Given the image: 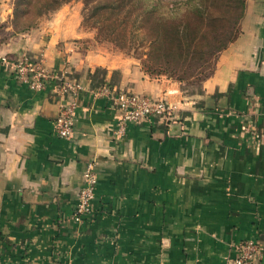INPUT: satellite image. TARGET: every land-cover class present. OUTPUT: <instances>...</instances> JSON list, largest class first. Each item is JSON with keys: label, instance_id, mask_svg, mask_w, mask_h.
<instances>
[{"label": "crops", "instance_id": "1", "mask_svg": "<svg viewBox=\"0 0 264 264\" xmlns=\"http://www.w3.org/2000/svg\"><path fill=\"white\" fill-rule=\"evenodd\" d=\"M0 0V262L232 264L234 247H264V0H245L239 35L212 74L185 85L149 77L134 58L85 46L71 3L17 32ZM40 61L58 82L32 91L4 57ZM110 85L174 107L171 120L128 123L91 92ZM74 102L73 134L53 122ZM92 165V212L71 216Z\"/></svg>", "mask_w": 264, "mask_h": 264}, {"label": "trees", "instance_id": "2", "mask_svg": "<svg viewBox=\"0 0 264 264\" xmlns=\"http://www.w3.org/2000/svg\"><path fill=\"white\" fill-rule=\"evenodd\" d=\"M70 0H33L36 20ZM97 35L119 46L142 49L141 70L149 77L199 84L219 53L239 35L245 0H83ZM223 7L222 13L212 7ZM31 10V9H30ZM27 16L29 13L24 11ZM17 9L13 27L17 32ZM24 16V15H23ZM86 19V17H84ZM32 23L29 28L35 27ZM213 62V68L210 67ZM194 78L196 80L194 81ZM193 80V81H191Z\"/></svg>", "mask_w": 264, "mask_h": 264}, {"label": "built area", "instance_id": "3", "mask_svg": "<svg viewBox=\"0 0 264 264\" xmlns=\"http://www.w3.org/2000/svg\"><path fill=\"white\" fill-rule=\"evenodd\" d=\"M1 63L7 65L17 82L26 85L32 91H42L49 83L56 81L60 91H72L74 93L82 89L80 85L48 72L42 62L31 60L23 55L11 61L3 57ZM91 95L93 98L106 99L118 111L117 126L120 133L123 132L128 123L140 124L153 119L169 122L175 110L164 99L152 100L146 96L121 91L106 84L94 89ZM74 109V102L60 107L53 122V132L57 137L69 139L72 136ZM96 181L94 169L92 165L88 164L84 169L83 185L71 216L73 222L81 223L92 212ZM231 263L264 264V247L254 240L241 241L234 247V257L231 259ZM0 264L3 263L0 262Z\"/></svg>", "mask_w": 264, "mask_h": 264}, {"label": "rangeland", "instance_id": "4", "mask_svg": "<svg viewBox=\"0 0 264 264\" xmlns=\"http://www.w3.org/2000/svg\"><path fill=\"white\" fill-rule=\"evenodd\" d=\"M33 3H34L33 0H13V4L16 7L17 12H18L17 17H16L17 18L16 19L17 20V24H16L17 30L20 31V30H23L26 28L28 29V26L34 22H35V24L33 26H37V24L44 17H47L49 14L52 13V12H46L38 20H36V12L34 11V8H32ZM71 3L79 5V7L81 9V14H80V16H81V28L84 31L91 33V35H92V39L90 41L84 42L85 46H98L101 48H106V49H110V50L122 53L124 55H127V56L134 58L141 65V61H140L139 57L141 56L142 49L136 48L134 50L133 48H129L128 44H126L124 46H119L113 40H111L109 37L101 36V35L98 36L97 30L93 27L92 20L90 21L88 18V13H86V9H85L83 0H70L69 2H67L65 4H62L61 7L64 5L71 4ZM212 9H213V11H215L217 13L218 12L222 13V11H223V7H221V6H220V8L212 7ZM25 10H27L29 13L27 16L24 13ZM84 17H86V19H84ZM210 67L213 68V62L211 63ZM195 80H196V78H194V81ZM191 81H193V80H191ZM184 84L190 85L188 83H184Z\"/></svg>", "mask_w": 264, "mask_h": 264}]
</instances>
